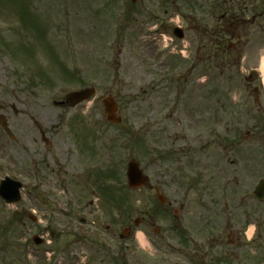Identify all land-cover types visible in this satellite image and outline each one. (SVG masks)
Wrapping results in <instances>:
<instances>
[{"label": "rangeland", "instance_id": "1", "mask_svg": "<svg viewBox=\"0 0 264 264\" xmlns=\"http://www.w3.org/2000/svg\"><path fill=\"white\" fill-rule=\"evenodd\" d=\"M174 1L140 0L132 5L128 0H0V113L16 137L12 139L0 125V181L11 176L25 185L20 203L7 205L0 198V264L171 261L161 258L152 245L155 240L176 245L179 237H174L173 224L179 228L181 221L158 201L156 192H129L124 207L104 193L109 186L124 197L119 178L126 180L130 159L141 163L151 183L157 173L167 181L168 162L159 161L156 154H166L170 134L220 133L225 176L248 180L252 173L255 187L264 177V94L254 74L256 68L264 92V0H247L255 10H248L235 28L228 25L231 21L219 22L223 10L215 4L221 0ZM166 10L175 11L176 24L192 23L185 39L173 42L170 57L181 59L167 58L164 68L169 71L183 68L184 61L191 64L207 57L204 51L197 53L200 44L207 43L206 37L198 36L201 31L210 35L227 24L238 36L223 37L224 48L232 52L221 61L207 57L208 75L197 82L192 78V85L208 86V113L189 128L181 112L169 118L175 101L171 85L154 84L164 68L153 31ZM207 44L210 47V37ZM56 56L60 62L54 61ZM61 62L70 74L59 67ZM86 86L95 87L97 95L72 107L68 93ZM201 94L193 91L185 108L198 112L195 103L201 102ZM109 95L119 103L120 124L106 120L102 98ZM218 100L223 107L217 119ZM42 131L50 144L42 139ZM236 138L246 141L235 148ZM108 169L115 172L111 179L97 175ZM238 188L237 195L231 191L234 204L242 196V185ZM162 191L168 199L167 187ZM246 203L236 215L230 211L232 215H222L217 223L203 216L191 218V230L217 234L230 218L242 227L241 214L254 212L242 231L247 243L254 232L251 244L236 255L225 253L224 264H264V201ZM126 228L135 233L121 245L119 236ZM35 234L45 237L43 245L35 244ZM226 236L224 246L233 240V235ZM208 238H200L201 243L209 244Z\"/></svg>", "mask_w": 264, "mask_h": 264}, {"label": "flooded vegetation", "instance_id": "2", "mask_svg": "<svg viewBox=\"0 0 264 264\" xmlns=\"http://www.w3.org/2000/svg\"><path fill=\"white\" fill-rule=\"evenodd\" d=\"M160 1L164 2L166 0ZM171 2L174 3L175 1L171 0ZM174 13L175 11L170 13L169 10H166L165 15L158 19L156 18L158 20V31L154 33V39L158 43L159 48H161L159 49L161 53L158 55V59L161 58L159 63L163 65V68L167 65L165 63L167 58H170L169 60L174 59V57H170L172 51L165 48L167 46L163 44L162 39L165 33L172 35L174 33L177 26L175 25L176 19L174 18ZM178 26L183 28L185 36L192 29L190 22L178 24ZM204 31L205 32L201 31L200 35L201 38L206 37L205 42L208 43V33L206 30ZM230 37L233 39L238 38L236 32L230 33ZM207 43L200 44L197 51L198 54L204 51L208 57V50H212L209 58L221 61L223 52L232 51V48H227L225 50L222 41L212 43L210 47ZM181 52L183 53V51ZM207 57L202 58L201 56L200 60H196L193 65L183 70L177 78L172 77V79H169L168 76H170L169 74L171 73L168 69L164 68L160 70L162 73L157 74L158 77L154 83L157 84L155 87L158 88L166 83L171 85L172 92L175 94L173 96L175 101L172 102L173 109L169 118L171 119L174 115L181 112L183 114V119L188 122V128L189 124H193V121L195 122L197 119L204 121L207 118L208 86L192 85V78H195L194 82H197L201 77H206L208 75L206 64L208 61ZM177 58H180V56H177ZM201 81L206 83V80ZM198 89L202 92L200 96L201 102L195 103V106L196 108L200 107V109L198 112L194 113L191 112L190 108L185 107H187V99L191 97L193 91H197ZM216 98L219 99L218 95ZM180 105H183L184 108H179ZM216 105L218 109L214 115L215 118L218 119L222 112L223 102L218 100ZM210 110L213 111L212 106ZM179 123H181L180 120ZM249 136L250 133L248 132L246 138H249ZM209 137L204 134L198 135L192 133L170 134L168 149L164 150L166 154L163 155L162 151H157V154L155 153L159 161L168 162V170L166 173L167 181H165L164 175L157 173V176L153 179V183H151L149 175V182L141 189L156 192L158 195L160 193L163 194L162 190L167 187L168 199H164V204L170 207L174 213L175 220L177 222L181 221L179 228L178 223L173 224V227H175V230H173L174 237H179V241L176 245L157 244L154 246L155 251L160 253L161 258H168L171 260L165 262V264H224L225 253L231 256L236 255L251 244V241L247 243L243 240L242 231L243 226L247 225L254 217V212L252 210H247L241 214L243 220L242 227L238 225V223H234L230 218L229 225L223 227L217 234L215 233L216 230L202 231L190 229L192 217L197 216V218H200V216H203L207 217V221L208 219H214L217 223V220L221 219L222 215L226 214L230 216L232 215L230 211H233L235 213L234 215H236L246 202V206H249L251 201L256 200L254 196V179L251 178L252 173H250L248 180L243 179V177L239 175L236 177L225 176V168L222 165L220 154L223 152L224 146L222 134L215 133L211 134ZM246 138L240 139L236 144L233 143L234 147L236 148L238 145H243ZM157 145L160 149L164 148L160 146V143ZM241 151L243 152L244 150ZM236 170H238V168H236ZM233 185H235V188L231 190L230 188L233 187ZM240 185L243 187L242 196L238 197L240 200L239 203L234 204L231 191L234 192L233 194L237 195ZM179 218H182V220L184 219L183 222ZM186 224L188 227H186ZM123 232L124 233L120 235V241L123 243L122 245H126L135 232L132 228H126ZM156 235H158V233ZM226 235H233V240H229L227 245L224 246V238L227 237ZM200 238L210 239L209 244H202ZM249 256L251 257L250 254L248 257ZM249 260L250 259H248V261ZM156 264L164 263L157 262Z\"/></svg>", "mask_w": 264, "mask_h": 264}, {"label": "water", "instance_id": "3", "mask_svg": "<svg viewBox=\"0 0 264 264\" xmlns=\"http://www.w3.org/2000/svg\"><path fill=\"white\" fill-rule=\"evenodd\" d=\"M136 2L137 0H132ZM95 93L94 88H86L80 91L72 92L69 95V100L72 106L77 105L78 103L89 99ZM105 105V112L107 114V119L112 122L119 123L121 122V116L117 115L118 106L113 97H106L103 101ZM0 121L4 128L12 135L11 131L8 128L6 120L0 115ZM127 177L129 186L132 189H137L143 186L147 179L143 174V171L140 167V164L136 160H131L128 164ZM21 183L7 179L2 182L0 186V194L10 203L17 202L20 200V189ZM255 194L258 198H264V179L260 182L256 188ZM37 242L40 243L41 240L37 239Z\"/></svg>", "mask_w": 264, "mask_h": 264}, {"label": "trees", "instance_id": "4", "mask_svg": "<svg viewBox=\"0 0 264 264\" xmlns=\"http://www.w3.org/2000/svg\"><path fill=\"white\" fill-rule=\"evenodd\" d=\"M231 18H232L235 22H237V21H240V20H241L242 15H241L240 13H232V14H231ZM112 174L115 176V172H114L113 170H110V173L107 174V176H110V179H111ZM112 180H115V177H112ZM119 180H120V178H119ZM111 190H112V189H111ZM104 191L107 192V193L109 192L108 189H104ZM112 191H113V190H112Z\"/></svg>", "mask_w": 264, "mask_h": 264}, {"label": "bare ground", "instance_id": "5", "mask_svg": "<svg viewBox=\"0 0 264 264\" xmlns=\"http://www.w3.org/2000/svg\"><path fill=\"white\" fill-rule=\"evenodd\" d=\"M251 233H252V232H251ZM141 240H142V242H145L144 239H143V237H141Z\"/></svg>", "mask_w": 264, "mask_h": 264}, {"label": "clouds", "instance_id": "6", "mask_svg": "<svg viewBox=\"0 0 264 264\" xmlns=\"http://www.w3.org/2000/svg\"><path fill=\"white\" fill-rule=\"evenodd\" d=\"M138 235H140V233H138Z\"/></svg>", "mask_w": 264, "mask_h": 264}]
</instances>
